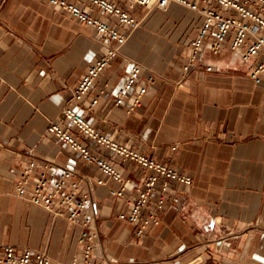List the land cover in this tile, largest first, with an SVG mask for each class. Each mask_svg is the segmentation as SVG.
Wrapping results in <instances>:
<instances>
[{
  "label": "crops",
  "instance_id": "1",
  "mask_svg": "<svg viewBox=\"0 0 264 264\" xmlns=\"http://www.w3.org/2000/svg\"><path fill=\"white\" fill-rule=\"evenodd\" d=\"M131 13L141 18L139 26H117L125 44L75 103V85L104 51L96 30L48 0H0V244L27 246L56 264L82 250L78 225L15 193L16 174L33 156L83 177L94 262L162 257L171 264H264V73L259 82L249 77L258 58L243 60L226 42L216 52L204 48L183 69L199 14L177 4ZM91 14L115 25L99 8ZM133 64L140 73L116 105L113 97ZM141 85L146 91L134 105ZM66 105L110 139L192 177L187 185L169 181L168 197L155 211L159 223L142 235L119 213L130 211L148 171L70 125L61 116ZM56 121L95 156L117 164L129 180L123 197L109 193L117 183L96 164L47 131ZM52 174L58 177V170ZM101 177L105 182L97 184Z\"/></svg>",
  "mask_w": 264,
  "mask_h": 264
},
{
  "label": "built area",
  "instance_id": "2",
  "mask_svg": "<svg viewBox=\"0 0 264 264\" xmlns=\"http://www.w3.org/2000/svg\"><path fill=\"white\" fill-rule=\"evenodd\" d=\"M70 13L78 21L96 30L99 41L104 51L97 59L86 66L83 75L78 80L72 92L70 100L79 103L84 95L93 87L98 75L114 58L119 47L125 44L126 34L118 27L126 25L131 29L139 26L141 18H136L131 11L138 7H144L146 12L166 11L171 4H177L185 9L196 12L201 17L197 25L195 35L190 39L188 60L183 64L187 69L191 63L197 60L201 50L208 49L216 52L226 42L230 49L237 53L243 60L257 57L249 71V77L254 82H259L264 73V0H122L116 3L114 0H48ZM101 9L115 25L94 16L91 11ZM208 70L211 68L206 66ZM140 73V67L133 64L115 93L113 100L116 105H122L129 88L134 86ZM151 78L147 79L150 82ZM146 91L141 85L135 98L134 105L140 101V97ZM99 95V94H98ZM98 95L91 101L96 104ZM61 116L75 126L84 135L89 136L95 143L102 144L112 153H116L120 160L132 159L142 169L148 171L142 183L137 189V195L131 201V209L128 213L120 212L119 217L136 224V234L142 235L147 226L158 224L159 218L156 210H159L168 197L167 189L169 181L180 184H190L192 177L182 173L170 164L156 161L135 149L110 139L100 129L97 130L82 115L78 114L72 105H66L61 110ZM47 131L58 140L78 151L82 158L96 164L100 170L114 183L116 187L110 188L109 193L113 197H123L126 183L117 164L108 162L95 156L84 144L80 143L71 133L69 127L60 122H51ZM25 165L18 171L13 189L19 196L42 207L57 217H64L71 224L78 225L77 242L82 246L79 255H76L68 264H106L99 260L94 262L92 258L95 244L93 239L96 233L87 230L93 215L89 211L90 195L82 187L83 177L66 167L56 165L50 160H35L33 156L26 159ZM58 170V177H53V172ZM105 180L101 177L96 180L101 184ZM160 188L158 200L151 207V197ZM0 264H56L43 252L35 251L27 246L14 247L11 243L0 244ZM129 264H171L165 258H147L134 260Z\"/></svg>",
  "mask_w": 264,
  "mask_h": 264
}]
</instances>
